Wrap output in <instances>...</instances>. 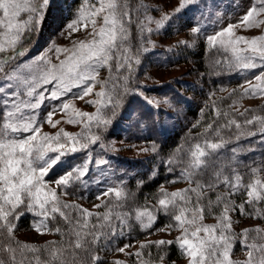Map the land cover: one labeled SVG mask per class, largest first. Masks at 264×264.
<instances>
[{"label":"snow or ice","instance_id":"1","mask_svg":"<svg viewBox=\"0 0 264 264\" xmlns=\"http://www.w3.org/2000/svg\"><path fill=\"white\" fill-rule=\"evenodd\" d=\"M54 7L56 0H0V264H106L101 255L106 251L135 257L136 264H168L171 246L179 249L186 264H264V227L237 233L234 224L238 221L233 219L238 213L264 220V113L253 109L237 110L241 118L237 119L235 113L214 104L215 119L187 148L177 150L184 153L183 157L173 154L146 178L136 181L139 188L145 179L155 180L161 166L169 175L180 169L178 180L187 182L188 187L168 192L161 186L154 205L146 199L143 206L133 207L129 201L134 200V194L123 182L97 194L101 203L94 208L103 211H90L64 199L76 192H80L79 199H86L84 193L90 184H103L108 174L104 166L109 160L103 155L94 157L93 146L104 147L100 144L103 134L115 120L132 117V112L122 110L125 96L139 97L156 114L165 111L161 105L175 108L167 97L146 95L144 85L130 87L141 63L140 54L149 51L144 44L155 46L145 39L148 34L159 33L184 19L190 38L198 39L203 34L209 51L215 49L223 57V62L215 60L222 65L223 73H253L252 79L239 85L240 99L264 97V35L251 39L235 35L238 27L264 25V20L258 19L264 15V0H251L238 24H227L212 34L202 29L201 21L222 18L217 0H175L170 11L142 2L132 5L130 0H82L67 25L69 36L81 25L87 31L90 24L91 31L88 38L74 42L71 48H50L56 54V63L44 53L33 54L34 40ZM150 12H159V19ZM133 26L140 36L135 54L130 41ZM179 46L190 47L191 40L180 41ZM166 51H172V47ZM104 69L109 77L101 81L98 76ZM97 85L101 91L94 93ZM237 92L232 89L227 98ZM93 95L96 99L86 103L96 106V112L78 111L67 121L83 122L86 135L63 129L54 136L42 132L45 123L53 128L60 123L53 121L57 111L67 112L71 107L65 97L85 100ZM237 102L233 99L229 109ZM43 108L48 110L41 117ZM224 130L230 135L222 134ZM244 156L249 158L245 160ZM160 214L169 222L155 228ZM28 215L33 217L31 227L37 234L57 235L59 239L43 245L18 240V225ZM206 215L214 216L216 222L204 223ZM136 226L148 235L153 230H178L181 234L174 240L137 242L135 252L127 251L134 247L132 243L114 247ZM237 240L246 253L243 261L232 259ZM151 248L157 249V255L151 258L149 252L146 260L145 249ZM111 264L124 262L113 260Z\"/></svg>","mask_w":264,"mask_h":264},{"label":"rangeland","instance_id":"2","mask_svg":"<svg viewBox=\"0 0 264 264\" xmlns=\"http://www.w3.org/2000/svg\"><path fill=\"white\" fill-rule=\"evenodd\" d=\"M250 2L251 0H217V3L220 5L219 12L222 18L220 16L213 17L211 22L207 19L202 20V29L206 30L208 34H212L227 24H238L242 14L249 7ZM143 3L153 7H159L163 11H170L175 6V0H143ZM81 4L82 0H56V7L52 8L45 17L39 37L34 41L35 47L33 49V54L44 53L52 59L53 63H56V54L54 51H49L50 48H71L74 42L88 38L87 33L88 31H91L90 24L87 31L84 29L83 25H81L79 27V31L73 32L71 36H69V30L67 28V25L75 18L77 9L81 6ZM224 5L230 6L224 7ZM149 14L159 19V12H150ZM189 15L191 16L192 14L190 13ZM196 15L199 16V13ZM258 19L264 20V15H261ZM195 22L196 21L193 20V23ZM150 27L154 28L155 25H150ZM178 28L179 31L177 32ZM235 35L247 37L248 39L264 35V25H261L259 28L253 27L249 29H245L242 26L238 27L235 29ZM145 39L151 40L155 46L153 47L152 44L148 43L145 44V47L149 48L148 59L140 72L139 85L146 86V95L158 99L167 97L175 105L174 109L166 108L164 105H161L165 111L159 114H156L152 110L157 124L159 125L158 127L166 134L190 128L195 121L196 111L200 106V100L193 91L194 89L200 88L204 85L201 74L193 67V61L198 57L199 49L197 48H199V45H205V47H208L204 42V35L201 34L198 39L190 38L184 19H181L180 21L173 23L171 27H166L160 30L159 33L153 32L148 34ZM189 40H191L190 47H176L180 41ZM169 47H172V51H166ZM240 47H245V45L241 44ZM63 58L64 57L62 55L61 59ZM102 75H104L103 70L100 71L98 79L104 81L105 79L104 77L102 78ZM239 75V79L237 80L239 85H241L244 80L253 78V73L247 71ZM253 83H255L254 80ZM168 88L170 91L167 90ZM171 89H174L179 93L175 94V92L173 93ZM74 91L76 90L74 89ZM99 91H101V88L97 85L94 88V93ZM64 99L71 104V107L67 110V112L57 111L53 115V121H60V123H58L55 128H53L50 124L45 123L42 127V132L54 136L57 132H60V130L63 129L73 135L78 133L86 135L87 130L83 127V122L79 124H72L67 121L70 118H75L78 111L89 114L95 113L96 106L90 105L86 103V101L89 99L94 100L96 97L94 95L89 96L86 97L85 100L71 97H65ZM178 100L182 102L178 104ZM263 101L264 97L262 96L246 97L243 101V105H253ZM135 107L136 103L131 106L133 110ZM47 110V108H43L41 110V117H43ZM132 113L133 115L130 119L121 122L125 128H129L128 126H130L128 129L129 131H134L135 122L138 119V111ZM117 121L118 120H115L114 122ZM116 133L114 135H116ZM122 134L123 138H113L112 140V146L117 148V151H114L117 155L116 160L107 158L102 151V147L93 146L94 157L97 155H103L109 160V165L104 166L105 169H107L108 174L105 177L103 184H90L97 194L103 191L106 187H120L121 182H123V185L125 186L127 180H129L131 176L139 180L141 175H146L153 170L151 167L149 168L147 165L143 164L141 160H139L149 155L151 149L148 148L147 144H143L142 142L130 143L124 139L126 133L122 132ZM142 149H149V151L145 152L142 151ZM107 154L110 155L111 153L109 152ZM77 156L81 159L83 158V154L82 156ZM131 158L134 160L121 163V160H129ZM124 164L132 166H124ZM212 221L213 220L211 219L205 218L204 223L214 224L215 222ZM163 226L164 225L157 223L155 228H161ZM18 234L22 238L33 242L46 240L51 237V235L41 236L33 229H21ZM180 234L181 233L178 230H174L171 233H161L153 230V234H146L144 239L174 240ZM137 242H140V240L136 239L133 235H128L127 238L118 240L114 247H123L126 243H132L134 247L128 249L127 251L135 252L139 247V243ZM237 247L238 246L236 245L233 247L232 259L237 261L245 260V251L242 250L241 246H239V248ZM102 256L104 257L106 264H111V261L113 260L122 261L124 264H136L131 256L120 252L106 251L102 252ZM170 264H186V260L183 257L181 260L172 261Z\"/></svg>","mask_w":264,"mask_h":264},{"label":"trees","instance_id":"3","mask_svg":"<svg viewBox=\"0 0 264 264\" xmlns=\"http://www.w3.org/2000/svg\"><path fill=\"white\" fill-rule=\"evenodd\" d=\"M140 2L143 3V0H130V3L132 5H136L137 3ZM130 32H131L130 41H131L132 51L133 54H135L136 48L138 47V41L140 39V36L137 32V29L134 26L130 29ZM197 49H199L198 57L194 59L193 67L197 69V71L201 74L202 76L201 78L204 81V85L201 86L200 88L194 89L193 91L194 94L200 100V106L196 111L195 121L193 122L192 126L187 129L179 130L176 132L174 131L171 134H166L164 133L163 130H161L158 127L159 125L157 124L154 112L151 109L147 108L146 105H143L139 97H132L130 95L125 96L123 99L122 110H127L134 113L138 111L137 118L139 120L137 119V121L135 122L134 131H129L128 129L130 128V126L127 125L129 128L123 127L121 123L122 121H119L117 119L118 121L114 122L113 125L109 127L108 131L103 134V140L100 142V144L104 145V147H102V151L107 156V158L116 160L117 155L116 153H114V151H117V148H114L112 146L113 145L112 140L113 138H123L122 132H125L126 135L124 136V139L127 140L128 142L130 143L142 142L143 144H147L148 148L151 149L147 157H144L139 160H141L142 163L147 165L149 168L151 167L152 169H154L160 165V162L162 160H166L170 158L171 156H173V154H175L178 158L183 157L184 153L179 152L177 150L181 149L182 147L187 148L188 144L193 142L194 138L198 137L201 133L204 132L205 126L209 122H212L213 119H215V113L213 111L214 104L219 109L229 110L235 113L237 119H241L238 115V111H243L244 109H253L255 110L256 113H264V101L253 105H243V101L246 97L242 99L239 98V92L242 91V89L239 88V84L237 83V80L239 79L240 75L239 73H233V74L223 73L222 65H217L215 63V60L217 58H220L221 61L223 62V57L218 56L215 49L209 51L208 47H205V45H199V48ZM147 59H148V52L140 54L141 63L135 69L134 76L130 80V87L136 88L140 84V72L142 71V67L147 61ZM103 72L104 75H102V78L104 77V79L107 80L109 77V72L106 69H104ZM221 88L227 89V91H221ZM232 89H237L238 90L237 94L234 95L232 98H227L228 93ZM167 90L170 91L169 88ZM171 90L173 93L175 92V94L179 93L174 89ZM233 99L238 100V102L231 109H229L228 106L232 104ZM177 102L179 104L182 101L178 100ZM134 103H136V107L133 110L131 106ZM221 122H223V117H221ZM115 133L116 135H114ZM222 134L227 136L230 135V132L228 130H224ZM252 139L255 140L256 138H252ZM241 143H247V141L242 140ZM94 146H98V145H94ZM153 148H155V151L152 150ZM109 152L111 153L110 155L107 154ZM76 155L82 156V154L79 153H77ZM257 155H259V150L257 152ZM243 158L247 160L249 157L244 156ZM133 160H134L133 158L129 160L124 159L121 160V163H125L126 161H133ZM124 166L130 167L132 165L124 164ZM179 171L180 169L177 168L175 173L169 175L165 171V168L161 166L159 167V174L156 176L155 180L145 179L144 186L139 188L136 185L137 179L131 176L125 184L126 190L134 194V200H130L129 204H131L133 207L143 206L145 200L147 199L150 204L154 205L156 203L154 198L156 197L161 186H163L164 189L168 192H173L178 189H183L188 187L187 182L178 180ZM147 174L141 175L139 179L146 178ZM173 179H176L178 182L170 183L169 181ZM79 196H80V192H76L75 195H69L64 199H66L68 202L75 201L76 203L80 204L84 208L89 209L90 211L104 210L103 208L101 209L94 208V205L101 203V200L96 199L97 193L95 192L93 187L89 186L88 191L84 193V196L87 197L86 199H79ZM101 199L107 200L108 198L102 197ZM112 199H115V197L113 196ZM237 202H240L239 198H237ZM205 218L213 220L212 222H216L214 216L206 215ZM233 219L235 221H238V223L234 224V230L237 233H240L245 228H254L257 226L264 227V220L262 219H254L250 216L244 217V216H240L238 213L233 215ZM32 220L33 217L31 215L22 218L18 225V232L21 229L31 230ZM158 221L159 224L165 225L169 222V218L163 214H160ZM18 232L16 233L17 239L24 243H30V244L34 243L38 245H43L47 241L59 239V236L51 235V237L46 240L33 242L22 238L18 234ZM130 235L135 236V238L140 240V242L148 241V239L147 240L144 239L146 233H144L139 226H136ZM235 245L238 246L237 248L241 246L238 240ZM149 252L151 253V258H155V256L157 255V249L155 248L145 249L144 258L146 260L150 258L148 256ZM168 253H169L168 264H170L172 261H179L183 258V256L180 254L179 249L176 246H171L168 249ZM131 258L136 263V258L135 257H131Z\"/></svg>","mask_w":264,"mask_h":264}]
</instances>
